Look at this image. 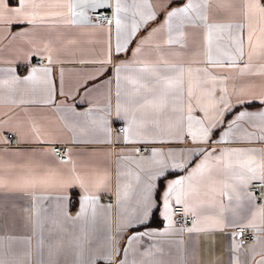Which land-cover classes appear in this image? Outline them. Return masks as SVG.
<instances>
[{"label":"crops","instance_id":"1","mask_svg":"<svg viewBox=\"0 0 264 264\" xmlns=\"http://www.w3.org/2000/svg\"><path fill=\"white\" fill-rule=\"evenodd\" d=\"M132 2L127 0L129 4ZM148 2L155 18L140 24L125 50L113 57L112 64L79 62L81 59H103L104 37L97 25L105 24L94 21L95 13L101 8L86 10L88 24H83L79 16L73 17L65 9L62 16H45L35 24H15L0 39V82L10 81L13 76L23 80L31 68L47 65L45 46L51 50L53 59L63 61L50 65L56 85L50 102L45 103L42 94L33 90L30 84H21L14 91L0 90V179L10 181L29 163L65 174L75 164L78 170L96 169L108 175L104 186L94 191L96 200L94 204L90 203L82 220L72 219L81 210L83 189L78 184L70 183L64 189L62 206L57 189L37 190L35 216L31 192L10 191L6 184L0 186V261L4 264H108L103 257L109 250L112 252L111 264H120L125 259V248L128 249V264H233L232 221H243L250 214L249 195L260 205L250 190L255 180H249L250 173L240 167L237 160L252 156L264 164V140L258 138L264 134V122L240 120L239 127L233 126L231 131L229 124L241 111L258 112L264 108L259 100L236 103L241 89L264 91V75L257 74L264 64V53L257 48L249 60L247 32L243 30L240 35L245 40L244 55L237 60V67H211L205 55L208 24L239 22L240 17L219 8L216 0H208L204 9L205 22L195 20V13L190 12L188 15L194 22L185 20L181 23L175 17L169 18L167 13L182 7L188 0ZM240 2L236 0L237 6ZM109 3L114 6L115 0H109ZM15 5L17 0H8V6ZM103 9L112 14V7ZM132 19L129 11L125 22L131 24ZM135 19L139 21L140 18L136 16ZM21 31L26 35L17 36L16 33ZM256 35L259 37V33ZM170 36L174 40L172 43H168ZM217 47L224 51L230 48L227 33L224 39H214V58ZM224 63L227 65V61ZM116 64L123 65L119 74ZM245 64H250V69L241 71ZM181 68L186 73L189 68L193 72L208 68L216 77L215 81L209 80L204 85L205 92H212L215 107L209 104L207 96L198 105L194 96L191 99L193 120L190 121L185 83L183 92L177 90L170 95L168 108L159 116L163 131L157 140L149 136L145 142L134 145H125L122 140L117 142L120 129H114V125L123 123L127 126L128 116L150 99L151 93L165 89L169 79L176 77ZM221 96L234 107L225 113L223 122L212 129L207 142L195 143L189 134L199 136L201 125L195 121H203L205 126L211 122L216 109L223 107ZM117 102L121 105L120 117H117ZM108 104L110 108L106 107ZM181 106L182 112L174 110ZM136 115L139 117L140 113ZM147 127L149 132H156V125ZM105 128L111 130V144L107 143ZM159 139L165 142L161 143ZM53 145L63 147L67 155L65 161L53 152ZM133 149H139L135 162L131 158ZM152 149L182 153L180 162L184 167L171 169L169 162L163 178L149 181V169L155 171L159 166L145 164L139 157L150 156ZM118 153L123 155L118 156ZM204 161L208 162L207 168L203 177L198 178V190L185 210L196 217V222L204 216H218L227 209L223 223L198 225L201 231L188 232L186 229L194 222L188 227L174 222L173 207L177 204L173 200L172 230L166 231L169 221L163 215L161 199L164 186L171 180L187 176ZM149 183L154 185L151 216L145 218L143 224L118 231L126 218L140 215L144 191ZM125 186L127 195L121 192L118 197V188ZM139 233L152 234L138 237ZM260 235L264 236V233ZM130 236L138 238L129 243ZM244 242L239 264H254L253 256L259 261L260 244H256L254 254L247 249L253 240ZM148 249L153 251V256L143 255Z\"/></svg>","mask_w":264,"mask_h":264},{"label":"snow or ice","instance_id":"2","mask_svg":"<svg viewBox=\"0 0 264 264\" xmlns=\"http://www.w3.org/2000/svg\"><path fill=\"white\" fill-rule=\"evenodd\" d=\"M216 2L219 8L233 16H239L240 20L239 22L208 24V47L205 52L208 64L215 68H224L225 66L228 68L237 67V60L241 59L244 55L243 49L245 40L240 35L243 30H246L247 32L246 42L249 45V60H251L257 48L264 53V0H241L239 6H237L236 0H216ZM207 4L208 0H188V2L182 7H177L168 12L167 16L169 18L175 17L181 23L185 20L194 22L193 18L188 15L192 12L195 13V20H199L203 23L207 19L204 15V9L207 7ZM107 7L113 8L111 17H103L106 24L103 26L97 25L98 31L102 33L104 37L103 42L105 48L103 59H81L79 62L112 64L113 57H118L119 54L125 50L130 39L135 36L140 24L155 18L152 5L148 0H133L131 4L127 3V0H115L114 6L109 3V0H17V5L15 6H8V0H0V39L4 38L3 34L10 31L11 27L15 24H35L45 16H62L65 15V9L67 10V13L71 14L73 17L79 16L83 24H88V17L85 14L87 9H103ZM77 9H79V12H77ZM129 11H131V16L133 17L131 24L125 22L128 20ZM136 16H139V21L135 19ZM97 18L99 19V17ZM225 33L228 34L230 48L227 51H224L217 47L215 49L217 56L214 58L212 48L213 41L214 39H224ZM257 33H259V37H257ZM16 35L24 36L26 33L21 31L17 32ZM172 42H174V40L170 36L168 43ZM45 50L48 51L47 65L31 68L29 74L25 76L23 80L19 77L13 76L10 81L5 80L0 82V90L7 89L9 91H14L17 89V86L21 84H30L33 85V90H38L42 94L45 103L50 102L56 92V85L52 79V67H50V65L63 63V61L60 59H53L52 52L50 49H47V46H45ZM71 54L74 55L75 53L72 52ZM225 61H227V65H225ZM121 67H123L121 64L115 65L117 74H119ZM250 67V64H245L244 69H241V71L250 69ZM201 73H203V75H201ZM257 74L264 75V64L260 66V71ZM215 79L216 77L208 71V68L196 69L195 72L189 68L187 73L183 68L179 69L178 75L169 79L168 85L165 89L151 93V98L146 99L144 103L140 104L139 107L128 116L127 126L121 128L117 134V142L122 140L125 145H134L145 142L149 136H152L153 140H157L160 132L163 131V129L160 128L159 116L168 108L170 95L177 90L183 92L185 83L187 84V95L189 98L187 109L188 119L190 121L193 120L191 115L193 111L191 99L194 96L198 105H200L203 98L207 96L209 104L215 107L212 92L204 91V85H206L209 80L215 81ZM62 84L63 72L61 71V92ZM196 93H199V95H196ZM256 100H259L261 105H264V91L257 93L241 89L237 95L236 103H252ZM220 102L223 107L216 109L214 119L207 123L206 126L203 121H195L197 124L201 125L199 128V136L195 133H189L193 136V141L195 143L207 142L212 133V129L216 127L218 123H222L225 113L231 111L232 107H234V105L229 104L223 96L220 97ZM106 107L110 108L111 105L108 104ZM116 110L117 117H120L121 105L119 102L116 104ZM174 110L182 112L183 106ZM204 111L207 115V107L204 108ZM137 112L140 113L139 117L136 115ZM245 119L260 120L261 122H264V108L258 112H249L247 110L239 112L236 118L229 124V131L232 130L233 126L239 127L238 121ZM149 124L156 125L155 133L149 132L147 127ZM189 128H191V125H189ZM105 131L108 136L107 143L111 144V130L105 128ZM225 135H228V133H225ZM258 138L264 140V134ZM159 142L163 143L165 141L159 139ZM138 153L139 149L132 150L131 158H133L134 162ZM119 155H123V153H118V156ZM181 156L182 153L178 152L170 151L168 153H163L156 149H152L150 156H140L139 160L145 164L159 166L155 171L149 169V181H151L153 178H163L165 169L169 167V162L171 169H180L184 167L180 162ZM165 157L167 158V161L165 160ZM207 163V161L202 162L187 176L171 180L164 186L161 199L164 207L163 215L165 219L169 221L166 231L172 230L170 215L172 201L174 200L177 205H183L185 209L188 208V201L197 192L198 178L203 177L207 168ZM237 163L240 167L246 168L247 172L250 173L249 180H258L264 183V164L258 163L252 156H246V158L242 160L238 159ZM138 166L140 165L138 164ZM107 180L108 175L106 173L96 169L87 168L78 170L75 164H73L68 170V173L65 174L54 168L45 169L40 164L29 163L25 165L24 169L10 181L6 182L3 179H0V186L6 184L10 191L31 192L34 201L33 216H35V193L37 190L47 192L52 188L57 189L60 193L58 196L59 204L62 206L65 200L63 195L64 189L70 183L78 184L79 187L83 189V195L80 199L81 210L72 219L82 220L86 216L90 203L94 204L96 200L94 191L104 186ZM153 187L154 185L149 183L145 188L140 215L126 218L118 227V231H123L125 227H131L135 224H143L145 223V218L151 216V210L154 207L151 195ZM121 192H123L124 195H127V186L123 189L118 188V197ZM224 194L227 195V193ZM229 199H231V197H229ZM237 199H239V197H237ZM249 200L251 201L252 210L248 217L243 221H232V226L239 229V233L233 232V241L231 245V250L234 253L233 264H239V254L244 250L245 244L244 240L240 239V236L248 231L252 232L254 239L253 244L248 245L247 249L255 254L256 244L259 243L261 246V259L255 261L253 256L254 264H264V236L260 235V233H264V204L257 205L255 199L252 198L251 195H249ZM225 211H227V209L222 210L218 216L202 217L200 220L194 222L193 226L186 229V231H201L202 228L198 225L216 226L222 224ZM178 231L183 232L185 229H179ZM150 234L152 233H139L138 237ZM158 234L163 235L164 233ZM138 237L130 236L129 243ZM109 239H111V237H109ZM157 251H160V249H157ZM119 252L120 250L117 248V254H119ZM123 252L125 259L122 260L120 264H128V249L125 248ZM143 255L148 257L153 256L154 253L151 249H148ZM103 258L108 261V264H111V250H109ZM0 264H4V262L0 261Z\"/></svg>","mask_w":264,"mask_h":264},{"label":"built area","instance_id":"3","mask_svg":"<svg viewBox=\"0 0 264 264\" xmlns=\"http://www.w3.org/2000/svg\"><path fill=\"white\" fill-rule=\"evenodd\" d=\"M105 16L111 17V11L107 9H100L95 13L94 21L99 24H106V21L103 19V17ZM97 17H99V19ZM123 127H124L123 123H116L114 125V129H121ZM8 137L11 138L12 134L9 133ZM52 150L61 160L65 161L67 159V155L65 154L63 147L61 145H53ZM250 190L255 193L258 203L263 204L264 183L255 180L251 183ZM173 219L178 226L188 227L192 222L196 220V217L188 214L182 205H175L173 207ZM232 232L239 233V229L234 228ZM240 239L247 242V241H252L254 238L252 232L248 231L245 232L243 235H241Z\"/></svg>","mask_w":264,"mask_h":264}]
</instances>
